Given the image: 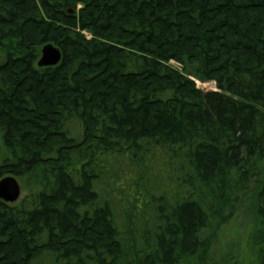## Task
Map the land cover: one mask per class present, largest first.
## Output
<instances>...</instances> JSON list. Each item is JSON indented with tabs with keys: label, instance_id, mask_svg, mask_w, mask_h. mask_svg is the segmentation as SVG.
Instances as JSON below:
<instances>
[{
	"label": "trees",
	"instance_id": "1",
	"mask_svg": "<svg viewBox=\"0 0 264 264\" xmlns=\"http://www.w3.org/2000/svg\"><path fill=\"white\" fill-rule=\"evenodd\" d=\"M0 143V264H204L252 185L264 264V0H0Z\"/></svg>",
	"mask_w": 264,
	"mask_h": 264
},
{
	"label": "rangeland",
	"instance_id": "2",
	"mask_svg": "<svg viewBox=\"0 0 264 264\" xmlns=\"http://www.w3.org/2000/svg\"><path fill=\"white\" fill-rule=\"evenodd\" d=\"M196 86L204 92L216 90L213 82H196ZM16 180L21 190L18 200L20 201L24 196V187L22 181ZM253 188V185L250 186L245 195L238 197L241 204L238 206L234 217L224 224L215 226L211 231V241L204 264H257V248L252 239L258 230V226L252 219L251 212L247 210L252 207L249 200ZM195 263L200 264L196 260Z\"/></svg>",
	"mask_w": 264,
	"mask_h": 264
},
{
	"label": "water",
	"instance_id": "3",
	"mask_svg": "<svg viewBox=\"0 0 264 264\" xmlns=\"http://www.w3.org/2000/svg\"><path fill=\"white\" fill-rule=\"evenodd\" d=\"M61 60L60 50L52 44H45L40 50V57L36 63L39 68L54 67ZM181 69L180 66H178ZM1 155V145H0ZM21 190L17 180L8 176L0 180V200L7 204H14L20 199Z\"/></svg>",
	"mask_w": 264,
	"mask_h": 264
}]
</instances>
